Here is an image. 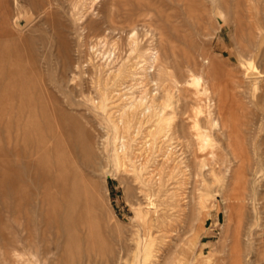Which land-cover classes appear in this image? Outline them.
I'll return each instance as SVG.
<instances>
[{
  "label": "rangeland",
  "instance_id": "374dc122",
  "mask_svg": "<svg viewBox=\"0 0 264 264\" xmlns=\"http://www.w3.org/2000/svg\"><path fill=\"white\" fill-rule=\"evenodd\" d=\"M263 225L264 0H0V264H264Z\"/></svg>",
  "mask_w": 264,
  "mask_h": 264
},
{
  "label": "bare ground",
  "instance_id": "6f19581e",
  "mask_svg": "<svg viewBox=\"0 0 264 264\" xmlns=\"http://www.w3.org/2000/svg\"><path fill=\"white\" fill-rule=\"evenodd\" d=\"M93 4V3H92ZM88 5V4H87ZM92 7V6H91ZM131 33V32H130ZM137 42V41H136ZM94 43V42H93ZM130 52V51H129ZM128 64V63H127ZM94 65V64H93ZM117 67V66H116ZM126 67V66H125ZM248 67H250V66H248ZM256 68V67H255ZM254 67L253 68H251L252 70H254L255 69ZM114 69V68H113ZM256 70H258V69H256ZM247 72V71H246ZM115 76H116V74H115ZM108 77V76H107ZM258 78V77H257ZM167 90V89H166ZM167 94V93H166ZM95 102V101H94ZM164 105H166V104H164ZM158 107V106H157ZM163 107V106H162ZM156 109V108H155ZM135 120V119H134ZM115 127H117V126H115ZM168 131V130H167ZM134 137V136H133ZM117 138V137H116ZM119 139V138H118ZM117 139V140H118ZM204 139V138H203ZM121 141V140H120ZM120 141H117V142H120ZM122 144V143H121ZM113 148H115L114 147V144H113ZM118 150V149H117ZM118 155V154H117ZM126 156V155H125ZM164 158V157H163ZM171 164V163H170ZM171 170H173V169H171ZM121 171V170H120ZM159 184V183H158ZM161 186V185H160ZM149 196V195H148ZM155 197V196H154ZM152 198V197H151ZM150 199V198H149ZM154 205V204H153ZM152 205V206H153ZM157 205V204H156ZM155 206V205H154ZM181 206V205H180ZM157 207V206H156ZM155 208V207H154ZM144 221V220H143ZM255 222V221H254ZM254 224V223H253ZM264 226V225H263ZM149 227V226H148ZM255 227V226H254ZM166 232V231H165ZM261 239H262V235H261ZM263 240V239H262ZM263 242H264V240H263ZM158 249V248H157ZM154 251V250H153ZM152 251V252H153ZM157 258V257H156ZM148 259H149V256H148Z\"/></svg>",
  "mask_w": 264,
  "mask_h": 264
},
{
  "label": "built area",
  "instance_id": "2783aa9c",
  "mask_svg": "<svg viewBox=\"0 0 264 264\" xmlns=\"http://www.w3.org/2000/svg\"><path fill=\"white\" fill-rule=\"evenodd\" d=\"M261 235H262V239L264 240V226L261 229Z\"/></svg>",
  "mask_w": 264,
  "mask_h": 264
}]
</instances>
